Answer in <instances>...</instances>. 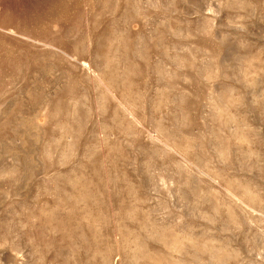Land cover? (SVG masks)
<instances>
[{"label": "rangeland", "instance_id": "rangeland-1", "mask_svg": "<svg viewBox=\"0 0 264 264\" xmlns=\"http://www.w3.org/2000/svg\"><path fill=\"white\" fill-rule=\"evenodd\" d=\"M0 264H264V0H0Z\"/></svg>", "mask_w": 264, "mask_h": 264}]
</instances>
